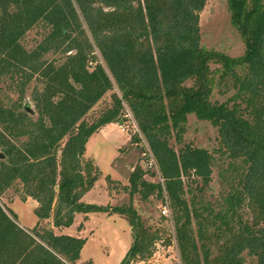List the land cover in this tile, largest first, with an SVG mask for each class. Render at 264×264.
Segmentation results:
<instances>
[{
  "label": "trees",
  "instance_id": "1",
  "mask_svg": "<svg viewBox=\"0 0 264 264\" xmlns=\"http://www.w3.org/2000/svg\"><path fill=\"white\" fill-rule=\"evenodd\" d=\"M207 1L0 0V199L16 188L23 202L38 203V224L26 229L0 201V264H79L87 239L54 229L100 212L119 214L133 230L120 264L148 263L158 230L132 205L84 201L100 178L87 144L128 112L140 133L132 142L145 140L163 184L139 165L128 185L108 176L109 194L167 199L182 264H248L245 253L264 264V0H228L246 47L238 58L202 45ZM39 24L48 32L29 50L23 40ZM32 84L36 116L25 110ZM216 89L232 95L214 101ZM109 92L112 105L89 121ZM190 115L218 129L216 151L176 150ZM216 166L225 190L219 209L207 199Z\"/></svg>",
  "mask_w": 264,
  "mask_h": 264
},
{
  "label": "rangeland",
  "instance_id": "2",
  "mask_svg": "<svg viewBox=\"0 0 264 264\" xmlns=\"http://www.w3.org/2000/svg\"><path fill=\"white\" fill-rule=\"evenodd\" d=\"M200 25L201 42L205 48L224 52L234 58L244 55L245 43L241 34L232 25L228 0H208L201 13ZM47 32V27L39 24L26 35L23 40L24 45L29 50L34 49L43 40ZM56 57L59 56L50 54L47 58L54 59ZM34 86L35 84H32L29 88L25 103L36 111L32 100ZM112 95L113 92H109L90 112L87 116L89 121L98 119L112 105ZM231 95H223L219 89H216L213 99L214 101L225 102ZM126 117L122 124L105 126L101 133L94 134L87 144L86 157L94 161L99 168L100 178L95 187L86 194L85 202L103 207H127L132 205L146 226L160 232L161 240L147 264H182L174 239V226L171 216L163 213L167 199L163 200L152 196L148 200H143L139 194L130 196L122 191L109 194L106 180L108 176L122 182L124 185H128L130 174L139 165L148 171L146 176L148 181L163 184L159 169L150 167L149 147L145 140L132 142L133 136L140 133L133 117L131 115ZM172 143L176 150L190 144L214 152L221 146V139L218 129L209 121L201 120L196 115H190L186 132L183 135V144L178 143L175 138H173ZM218 173L219 166H216L213 181L207 190V199L219 209L222 205L221 200L225 190ZM0 201L7 208L10 205L13 212L19 216L18 220L22 225L34 227L38 222L35 215L37 202L34 200L23 202L16 188L10 189ZM87 220L83 214H78L71 227L55 228V233L57 235L76 236L80 232V226L84 224L82 236L87 239V243L79 264H85L90 260L94 264H120L134 242L133 230L128 220L119 214L105 212L90 214ZM48 223H51V221ZM220 245L221 243L217 241L212 244L213 256L220 254ZM244 257L248 264H257V260L248 253H245Z\"/></svg>",
  "mask_w": 264,
  "mask_h": 264
},
{
  "label": "built area",
  "instance_id": "3",
  "mask_svg": "<svg viewBox=\"0 0 264 264\" xmlns=\"http://www.w3.org/2000/svg\"><path fill=\"white\" fill-rule=\"evenodd\" d=\"M127 115H131V113L128 112ZM148 152L150 154V167H155L156 169H158V165H157L156 160L154 159L152 153L149 150H148ZM163 213H164V215L171 216V209H170V206L168 203L166 204V207H165V210Z\"/></svg>",
  "mask_w": 264,
  "mask_h": 264
},
{
  "label": "crops",
  "instance_id": "4",
  "mask_svg": "<svg viewBox=\"0 0 264 264\" xmlns=\"http://www.w3.org/2000/svg\"><path fill=\"white\" fill-rule=\"evenodd\" d=\"M98 133H101V130L98 132ZM104 134H106V133H104ZM17 200V199H16ZM15 200V201H16ZM33 199H31V198H29L28 199V201L27 202H30V201H32ZM14 201V202H15ZM35 201V200H34ZM84 201H85V197H84ZM37 206H38V203H37ZM9 209H11L12 211H13V209L10 207V205H9ZM19 217V216H18ZM89 217V216H88ZM86 221H88V220H86ZM38 224V222L35 224V226ZM20 225L23 227V228H26V229H33L34 227H27V226H24V225H22L21 223H20ZM84 225V224H83ZM84 228V227H83ZM83 235V230L82 231H80V232H78V234L76 235V236H80V237H83L82 236ZM126 256V255H125Z\"/></svg>",
  "mask_w": 264,
  "mask_h": 264
},
{
  "label": "water",
  "instance_id": "5",
  "mask_svg": "<svg viewBox=\"0 0 264 264\" xmlns=\"http://www.w3.org/2000/svg\"><path fill=\"white\" fill-rule=\"evenodd\" d=\"M25 110L31 115V116H36V111L32 109L29 105L25 106ZM4 155L0 154V159H3Z\"/></svg>",
  "mask_w": 264,
  "mask_h": 264
}]
</instances>
